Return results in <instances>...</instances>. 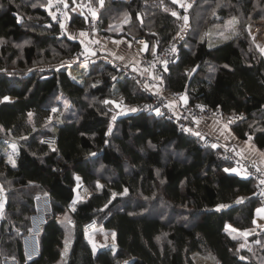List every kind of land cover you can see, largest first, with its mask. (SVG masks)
I'll return each instance as SVG.
<instances>
[{
	"label": "trees",
	"instance_id": "16d2710c",
	"mask_svg": "<svg viewBox=\"0 0 264 264\" xmlns=\"http://www.w3.org/2000/svg\"><path fill=\"white\" fill-rule=\"evenodd\" d=\"M79 2L82 12L66 5V30L76 33L68 36L53 20L52 0H0V184L6 196L0 258L53 264L60 259L62 242L72 239L66 264L126 259L131 264H195L194 253H210L219 264H264V232L256 235L258 225H253L259 203L249 176L211 142L143 112L145 93L106 58L90 62L82 80L62 64L81 47L78 35L88 26L92 7L104 37L131 41L143 36L149 50L157 38L161 45L175 35L178 2L103 0L99 5L89 0L90 7L87 0ZM188 16L204 32L231 17L241 27L215 47H208L204 32L200 38L179 39L178 58L155 88L167 96L183 95L192 104L217 106L224 118L241 113L230 121L231 130L264 149V55L246 27L264 18V0H193ZM7 95L15 107L4 103ZM56 104L63 117L48 126ZM126 105L113 120L112 113ZM43 135L55 136L56 145L43 144ZM11 140L17 142L14 165L8 160ZM76 182H86L90 193L78 198ZM37 192L50 195L53 216L41 235V255L25 263L20 233L28 228ZM157 199L163 209L152 207ZM71 200L77 205L73 214L65 211ZM88 218L115 233V251L92 248L82 231ZM229 227L248 231L252 249L243 248Z\"/></svg>",
	"mask_w": 264,
	"mask_h": 264
},
{
	"label": "built area",
	"instance_id": "2783aa9c",
	"mask_svg": "<svg viewBox=\"0 0 264 264\" xmlns=\"http://www.w3.org/2000/svg\"><path fill=\"white\" fill-rule=\"evenodd\" d=\"M54 4L56 9L53 14V20L55 23L59 24L60 33L63 34L66 32L65 28L67 27L66 6L63 4L62 0H55ZM87 6L90 7L89 0H87ZM96 19V15H90L89 24L85 29V39L89 40V45L98 49L99 44L95 39L104 37V35L97 29ZM61 25H63V27H61ZM178 40L179 38L175 34L171 36L167 42L160 45V40L157 38L154 42V46L148 50L149 43L145 37L132 36L131 44L139 49L141 53L137 64L124 63L119 59L109 57H106V59L115 71L134 78L140 89L145 93L147 99L140 105V109L143 112L157 115L155 110L159 108L161 115L157 116L174 122L183 132L194 135L198 133L199 135L197 136L202 137L211 142L212 145L220 148L226 159L253 180L254 193L257 196L258 203L264 206V184L260 183L261 180H264V168L255 161L241 156L236 151L233 144L219 140L211 133L197 126L198 119H222L224 116L221 109L217 106L208 107L203 104H192L187 99L182 101L179 104V107L176 108V106L169 101L168 96L162 91V89L155 88L164 73L168 71L169 64L178 58ZM173 49L175 50L173 51ZM95 58L96 53L91 55L87 54L86 46L81 44V47L73 54L67 56L62 61V64H88ZM171 95L172 97H175L176 93L173 92ZM124 107L129 108L127 105ZM241 116L243 115L240 113L239 115H231L230 117L234 119ZM41 142L53 147L56 145L57 138L53 135H43L41 137ZM89 193L90 188L86 182H81L77 186L76 196L78 198L87 196ZM32 205V210L28 215V228L20 233V250L25 263L30 262L41 255V235L48 222V218L53 216L52 201L47 192L37 193L33 198ZM76 210L77 205L76 203L73 204V200L66 203L65 211L67 213L73 214ZM97 225L95 218H88L82 222V231L85 233ZM263 232L264 224H259L256 229V235ZM0 264L20 263L15 256L2 255L0 258Z\"/></svg>",
	"mask_w": 264,
	"mask_h": 264
},
{
	"label": "rangeland",
	"instance_id": "374dc122",
	"mask_svg": "<svg viewBox=\"0 0 264 264\" xmlns=\"http://www.w3.org/2000/svg\"><path fill=\"white\" fill-rule=\"evenodd\" d=\"M52 2H55V0H52ZM63 4L66 6L68 4H71V9L75 10V11H83V8L79 2V0H62ZM178 2V10L176 11L177 14L179 15L178 18V28L176 31V35L178 36L179 39H182L185 35H191V36H198V38L201 37L202 33L204 32V30L198 26V28L196 27V23L194 22L189 23V16H188V8L190 6V4L193 2V0H177ZM98 4L100 5L101 3L98 0ZM91 6V5H90ZM93 12L96 13V9L95 8H91L90 13L93 15ZM67 14V13H66ZM185 17L187 18V20H185ZM67 24V22H66ZM193 25V26H192ZM241 27V23L240 20L238 22V20L235 17H231L228 18L224 21H220V22H216L214 23L211 28L207 29L204 32V36L205 40H206V44L208 45V47H215L217 45H219L220 43H222L224 40H227L228 38L232 37L235 35L236 31ZM247 29L248 32L250 34L251 39L255 42V44L259 47V49L264 50V18L263 19H259V20H252V21H248L247 22ZM66 30V28H65ZM81 33H84V35H81ZM68 35V36H76V33L67 31L64 32L62 35ZM81 35V36H79ZM78 36L83 39V41H86L85 39V29L80 31V34ZM87 42V41H86ZM100 47H98L99 49ZM86 53L91 55L93 54L92 52H88L86 50ZM264 55V52H262ZM96 57H98V53H96ZM99 57H102V54L100 53ZM89 64V63H88ZM88 64H75V65H67L66 66V70L68 71V73H70V75L72 77H74L76 80H82L88 70ZM8 99L5 100L4 99V103H7L6 105H10L11 107H15V102H13V98L11 96H6ZM5 98V97H4ZM186 99V97H185ZM3 106V105H2ZM1 106V107H2ZM53 108H56L57 111L55 113H53L51 111V114L48 118V126H51L53 124V121H55V119H62L63 115H62V111L60 110V104H56V105H52L51 110ZM127 108L123 107L122 110L120 111H114L112 113V116L118 114V113H122L123 111H126ZM55 114H57V116H55ZM3 119H5L3 117ZM230 124V121L233 120V118H231L230 116H228L227 118ZM217 120V119H216ZM5 121V120H4ZM4 121H1L4 123ZM112 127V124L110 125V128ZM227 142V141H225ZM9 148L12 152H10L8 154V160L9 157H11L12 161H14V155L13 152L16 151L17 149V142L14 140H11L9 142ZM1 186V184H0ZM76 187H77V182L76 185L74 187V192L76 195ZM5 191L3 190V187L1 186L0 188V219L4 216L5 213V202H6V196H5ZM22 194H24L23 190L20 191ZM20 193V194H21ZM38 193V192H37ZM21 194V196L23 197V195ZM20 196V199H21ZM22 201V199H21ZM157 201L152 207H155V210H157L158 208H162L163 209V204L162 201L154 200ZM258 209H264V206L258 204L255 209H254V216H253V225H259L261 223H264V211H257ZM166 209V213H167ZM165 213V215H166ZM255 221V223H254ZM71 221L68 220V223H70ZM229 231L232 235H236L238 237L241 238V242L240 244L242 245L243 248L246 249H252L253 245L252 243H250L247 240V236H248V231L246 230H242V231H237L235 229H231L229 227ZM89 243L93 246H95V249L97 248H101V247H110L113 251H115L116 249V243H115V236H113V231L104 227L101 224H98L96 227L92 228L91 230L85 232ZM71 245H72V239L70 240H66L65 243L62 242V246H61V250H60V259L57 260L56 262H54L53 264H66L69 254H70V250H71ZM94 249V247H93ZM194 260H195V264H218V262H216L213 259L212 254L210 253H203V254H198V253H194L193 254ZM132 259H126L124 261H122L120 264H131Z\"/></svg>",
	"mask_w": 264,
	"mask_h": 264
},
{
	"label": "crops",
	"instance_id": "0c3cea01",
	"mask_svg": "<svg viewBox=\"0 0 264 264\" xmlns=\"http://www.w3.org/2000/svg\"><path fill=\"white\" fill-rule=\"evenodd\" d=\"M86 41H83L82 39V45L86 46V50L88 52H92L93 54L98 53V57L101 53L102 57L104 58L106 57L115 58L121 60L124 63H131V64H137L140 58L141 53L139 49L134 47L129 39L123 37L120 38L99 37L95 39V41L99 44L100 47L99 49H95L94 47L89 45L90 44L89 40ZM168 99L172 104L176 106V108H178L179 104L185 100V96L183 95H180L179 97L168 96ZM197 126L211 133L214 137H216L219 140L232 143L236 151L241 156L246 157L252 161H255L262 168H264V149H260L256 147L249 138L239 139L231 130L228 119H225L224 117L222 119H217V120L209 119V118L198 119Z\"/></svg>",
	"mask_w": 264,
	"mask_h": 264
},
{
	"label": "snow or ice",
	"instance_id": "6c2138e0",
	"mask_svg": "<svg viewBox=\"0 0 264 264\" xmlns=\"http://www.w3.org/2000/svg\"><path fill=\"white\" fill-rule=\"evenodd\" d=\"M99 2L101 3V5L103 4V0H99ZM177 2V0H173V3H176ZM96 15V13L95 12H93V16H95ZM172 15H176V13L175 12H173L172 13ZM185 20H187V18L185 17ZM61 27H63V25H61ZM81 35H84V33H81ZM175 49H173V51H174ZM262 52H264V50H262ZM5 100H7L8 98L7 97H5L4 98ZM105 104H108V103H113L112 101H105L104 102ZM146 107H151V106H146ZM132 111H136V109H131ZM53 113H55L56 111H57V109L56 108H53L52 110H51ZM156 113H157V115H161V113H160V110H159V108H157L156 110ZM32 114L31 113H29V116H31ZM112 119L113 120H115V116H113L112 117ZM109 131H111V128L109 129ZM189 131H191V130H189ZM196 135H199L198 133H196ZM213 147H216L215 145H213ZM53 150H55V149H53ZM9 163H13V165H14V161H12V159H11V157H9ZM225 171H229V169H225ZM231 171H236L235 169H231ZM76 179H77V181H79V177H76ZM260 183L261 184H264V180H261L260 181ZM97 187L99 188V187H102L101 185H99V184H97ZM127 192V189H125V193ZM116 194L114 193L113 194V196H115ZM76 203V200H73V204H75ZM219 207H225L224 205H221V206H219ZM257 211H264V209H258ZM254 223H255V221H254ZM113 236H115V233H113ZM94 247V250H95V246H93Z\"/></svg>",
	"mask_w": 264,
	"mask_h": 264
}]
</instances>
